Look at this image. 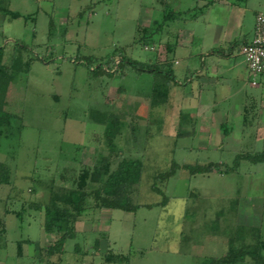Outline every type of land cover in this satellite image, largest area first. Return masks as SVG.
<instances>
[{"label":"rangeland","instance_id":"374dc122","mask_svg":"<svg viewBox=\"0 0 264 264\" xmlns=\"http://www.w3.org/2000/svg\"><path fill=\"white\" fill-rule=\"evenodd\" d=\"M227 1L245 6L242 30L250 33L256 14L264 13V0ZM220 4V0H0L4 48L0 110L19 115L22 124L19 131L13 127L6 136L0 134V162L8 167L11 182L0 185V264H42L36 255L55 236L43 232L42 211L30 204L45 203L50 184L68 186L66 177L83 166L91 168L100 155L109 153L104 136L114 117L118 124L111 136L118 156L112 155L111 169L120 158L141 160L140 180L131 194L138 208L84 212L75 238L65 241L58 264H201L224 255L228 238L239 227L256 229L254 234L264 245V162L243 160L235 171L226 172L223 165L218 171L194 175L181 167L208 162L231 166L236 154L264 148V106L260 107L264 73L252 86L243 71L232 82L231 72L220 66L222 80L231 79L228 90L201 93L208 98L205 102L215 101L218 112L232 109L223 120L226 135L223 127L219 130L222 145L215 149L202 146L206 141L198 137L196 115L189 117L185 111L172 115V98L153 111L150 74L129 69L124 77L94 76L85 64L88 58L92 66L119 58L115 51L120 50L140 62L167 59L175 73L189 66L191 74L189 58L194 69L202 68L200 55L206 62L212 58L209 46L214 45L215 29L210 26L219 21L221 26L234 25L236 11L219 18ZM2 9L21 17L12 19ZM187 10L186 18L163 23V14ZM178 32L187 36L182 46L176 45ZM16 45L26 47L19 72L9 68ZM173 59L179 65H173ZM178 79L183 81V73ZM199 102L198 111L211 114L210 107ZM243 108V115L235 117L234 112ZM178 130L187 132L178 135ZM234 141L242 143L235 146ZM172 162L179 168L172 177L156 182L161 193L153 191L155 176ZM20 240L31 243H23L18 256ZM74 245L79 252H74ZM106 251L126 259L107 263Z\"/></svg>","mask_w":264,"mask_h":264},{"label":"trees","instance_id":"16d2710c","mask_svg":"<svg viewBox=\"0 0 264 264\" xmlns=\"http://www.w3.org/2000/svg\"><path fill=\"white\" fill-rule=\"evenodd\" d=\"M3 10V9H2ZM190 10L163 14V23L170 19H176L182 15H186ZM12 19H17L20 16L17 12L4 11ZM186 18V17H185ZM190 18H195L190 15ZM162 23V24H163ZM157 28L159 29L161 25ZM142 41V40H141ZM229 49L238 45V42L229 44ZM19 47V48H18ZM26 47L16 45L14 47L13 56L9 68L19 72L22 67L21 53ZM169 51V46H167ZM118 57V64L114 67L113 59L106 62L97 63L92 66V60L88 58L85 63L90 72L94 76L107 75L108 77L114 74H119L124 77L127 70L140 73H148L152 76L151 95L149 96L150 107L156 108L166 103L168 93L176 84V79L171 69L170 62L165 59L158 61L155 57V63H146L128 58L123 51H115ZM221 52L218 48H213L211 53ZM4 48L0 47V64ZM116 53L113 56H116ZM112 56V57H113ZM30 59L26 63H30ZM173 83V84H172ZM107 127L105 138L109 153L100 155L96 163L91 167H81L76 173L64 179L69 185L50 184L47 188L48 197L45 203L30 204L35 210L42 211L43 221L42 230L46 234H54L55 240L51 241L47 246L39 249L36 257L42 264H58L60 256L63 255V246L68 239H74L76 236V224L81 219L84 212L87 210H122L125 212H133L138 208V205L133 204L131 194L136 188L142 170V162L138 159L120 158L116 166L111 169L112 155L118 156V152L114 149V142L111 136V131L117 126L118 118L114 117ZM243 124H246L244 122ZM225 124H223V127ZM15 127L18 131L22 129L21 117L5 110H0V134L6 136L10 128ZM180 132L178 130V135ZM226 135L227 130L223 132ZM246 160L251 163L264 162V148L259 152L236 154L232 161V165L228 166L224 163L208 162L204 165H186L181 167L186 169L191 175L208 174L213 171H218L224 165L226 172L235 171L239 162ZM179 165L172 162L168 170L158 174L154 178L151 186L153 191L161 193V190L156 187L157 181H165L175 174ZM9 169L0 162V185H10ZM96 184V187H92ZM91 187V189H89ZM165 196L163 201H165ZM20 219V213L15 214ZM4 229V226H2ZM4 231V230H3ZM258 231L254 228L239 227L234 231V235L227 240V251L220 257H209L201 264H240L248 260L249 264H264V245L258 239ZM251 238V242L247 239ZM23 243H31V240H20L17 242V255L21 254V246ZM98 241L95 242L97 245ZM74 252H79L78 246L74 245ZM126 258L121 254H113L106 251L103 255V260L107 263L122 262Z\"/></svg>","mask_w":264,"mask_h":264},{"label":"crops","instance_id":"0c3cea01","mask_svg":"<svg viewBox=\"0 0 264 264\" xmlns=\"http://www.w3.org/2000/svg\"><path fill=\"white\" fill-rule=\"evenodd\" d=\"M220 2L221 4L219 6L220 7L219 11L221 14L219 18L222 16V14H225V17L223 18H226V15H229L233 11H236L235 12L236 20L234 22V25L230 26L231 22H229V27L221 26V22L219 21L216 22L213 26H210V29L211 27L212 28L214 27L215 29L214 30L215 39L213 41L214 45L209 46V49L212 50L213 48H218L221 50V52L211 53L210 51L209 55H212L211 56L212 58H210L209 62H206L207 60L205 57L202 56L203 54L200 55L198 58H199V62L202 65V68H198V69L193 68L195 62L191 58H189L188 61L189 64L192 66L190 68L192 69L193 72L191 74L189 73L190 72L189 66H187L186 69L183 70V72L181 70L178 73H175V71L172 70L177 83L174 84V86H172L170 89V91L171 90L174 91L173 96L169 97L170 93H168V98L166 101V102L170 101L169 100L170 98H172L174 101V103L171 105V107L173 108L172 115L178 117L179 115H182L183 111H185L184 113L189 117H191V115H196L197 117L196 123L198 124L197 126H199L197 129L198 137L203 138L206 141V143L202 144V146L203 147L210 146L211 148H215V149H219L222 145V140H221L222 137H220L219 135V130L222 129L223 124H225V121L223 120H227V117H229L230 113H232V109L231 110L223 109L222 111L218 112L216 110L215 101L212 100L211 104L209 101H208L209 103L205 102L206 100H208V98L205 99L202 94H204L205 90H211V89L219 90V91L228 90V84L230 83L231 79L227 78L222 80L223 76H225V73H224V69H219L220 66H222L223 68H227L226 69L227 72L229 71L231 72L232 82L241 78L243 73H244L243 76L246 75L249 81L251 80L247 71L246 63L243 57L239 53V48L242 44L247 43L251 40L254 29V22H253L252 27L250 28V33H247L246 31L242 30V24H243L242 18L246 9L243 7L245 6L236 7L227 0H220ZM175 37L177 42L176 45L182 46L183 41H186L184 37L187 36L185 32H178ZM190 38H192L191 35ZM233 42H238V45L234 46L232 49H229V47L227 49H223L220 45L222 43L224 45L227 44L229 45ZM174 49H171L170 53H172ZM236 58H240L241 61L236 62L237 61L235 60ZM230 62H232V64H230ZM173 65H179V61L173 59ZM240 68L243 70H241ZM182 73L184 75L183 81L178 79V74H182ZM199 100L204 102L202 103L203 105L210 107L211 114L209 113V115H205V111L203 112L198 111L199 107L201 106ZM263 106L264 105H260V107ZM156 109L157 107L153 109V111H156ZM243 110L244 108L242 109V112L239 113L234 112V116L235 117L242 116ZM261 113L259 117H257L258 121H260V116H262ZM185 132L187 131L185 130ZM241 139L243 141L244 137ZM242 141H237V143H235L236 141H234L233 144L235 143L234 144L235 146H240Z\"/></svg>","mask_w":264,"mask_h":264},{"label":"built area","instance_id":"2783aa9c","mask_svg":"<svg viewBox=\"0 0 264 264\" xmlns=\"http://www.w3.org/2000/svg\"><path fill=\"white\" fill-rule=\"evenodd\" d=\"M239 53L243 57L247 71L250 76L252 86H257V78L264 72V13L259 12L254 19L253 36L251 40L244 43L239 48ZM114 67L118 64V58H113Z\"/></svg>","mask_w":264,"mask_h":264}]
</instances>
